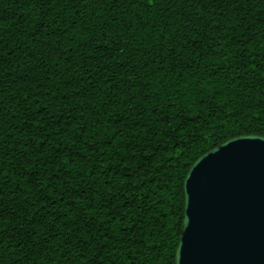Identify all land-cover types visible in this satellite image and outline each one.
<instances>
[{"label":"trees","instance_id":"16d2710c","mask_svg":"<svg viewBox=\"0 0 264 264\" xmlns=\"http://www.w3.org/2000/svg\"><path fill=\"white\" fill-rule=\"evenodd\" d=\"M264 135V0H0V264H176L184 179Z\"/></svg>","mask_w":264,"mask_h":264},{"label":"water","instance_id":"95a60500","mask_svg":"<svg viewBox=\"0 0 264 264\" xmlns=\"http://www.w3.org/2000/svg\"><path fill=\"white\" fill-rule=\"evenodd\" d=\"M176 264H264V135L199 156L184 179Z\"/></svg>","mask_w":264,"mask_h":264}]
</instances>
